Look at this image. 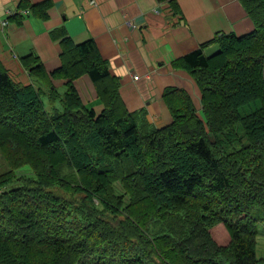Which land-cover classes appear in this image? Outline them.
Here are the masks:
<instances>
[{
    "label": "trees",
    "instance_id": "1",
    "mask_svg": "<svg viewBox=\"0 0 264 264\" xmlns=\"http://www.w3.org/2000/svg\"><path fill=\"white\" fill-rule=\"evenodd\" d=\"M158 1L181 16L176 0ZM239 2L253 31L218 34L172 63L192 78L199 101L166 89L172 121L161 128L145 110H127L93 40L62 41L61 66L50 74L37 56L22 58L30 85L0 64V156L8 166L0 174V264L259 263L264 0ZM28 7L44 18L49 5H20ZM82 76L103 107L98 115L74 85ZM55 80L65 81L62 96ZM42 98L62 104L47 110ZM25 167L31 176L17 174Z\"/></svg>",
    "mask_w": 264,
    "mask_h": 264
},
{
    "label": "crops",
    "instance_id": "2",
    "mask_svg": "<svg viewBox=\"0 0 264 264\" xmlns=\"http://www.w3.org/2000/svg\"><path fill=\"white\" fill-rule=\"evenodd\" d=\"M176 1L180 17L167 2L158 0H0V64L16 83L30 85L33 79L22 58L37 56L50 74L61 66L62 41L79 45L93 40L109 73L119 81L127 110L143 109L151 124L164 127L172 121L162 98L166 89H183L199 101L192 78L172 63L218 34L242 36L254 29L239 0ZM23 3H47L46 16L33 15L29 7L24 14ZM216 50L218 45L210 44L205 54L211 56ZM52 82L58 92L65 91V81ZM74 85L87 106L102 111L87 76Z\"/></svg>",
    "mask_w": 264,
    "mask_h": 264
},
{
    "label": "rangeland",
    "instance_id": "3",
    "mask_svg": "<svg viewBox=\"0 0 264 264\" xmlns=\"http://www.w3.org/2000/svg\"><path fill=\"white\" fill-rule=\"evenodd\" d=\"M217 51L218 50H216L215 52H217ZM87 78L90 80V78L88 76H87ZM61 92L62 91H60L59 93L62 96V93L64 91L62 93ZM61 98L52 99V100L49 98H46V99L42 98V99H43V102H44L47 110H51L53 107L58 106V104H60V105L62 104ZM94 109H95L96 115H98L100 113V111L98 112L96 110V108H94ZM7 170H8V166L5 163L4 159L0 156V174L7 171ZM17 174L18 175L25 174V175L31 176V170L28 167H25L24 169L18 171ZM17 185H18V183L14 184V186H17ZM115 190L118 193L123 192L118 183L115 184ZM253 216L256 218H260V221H258V225H257L258 236H257L256 256L259 260L258 264H264V209H262V208L257 209L253 213ZM222 225L223 224L221 223V225L217 226L215 231L219 232V233L224 232L223 228L221 227ZM225 232H226V230H225ZM226 236H227V241H228V238H229L228 232H226ZM219 241H220V239H219Z\"/></svg>",
    "mask_w": 264,
    "mask_h": 264
},
{
    "label": "built area",
    "instance_id": "4",
    "mask_svg": "<svg viewBox=\"0 0 264 264\" xmlns=\"http://www.w3.org/2000/svg\"><path fill=\"white\" fill-rule=\"evenodd\" d=\"M23 12V11H22ZM24 12H27V10H25ZM9 15H11V14H9ZM7 22L6 21H4L3 23H2V25H5ZM128 24V23H127ZM129 24L130 25H132L130 22H129ZM263 74H264V67H263ZM133 80H138V76H134L133 77Z\"/></svg>",
    "mask_w": 264,
    "mask_h": 264
}]
</instances>
